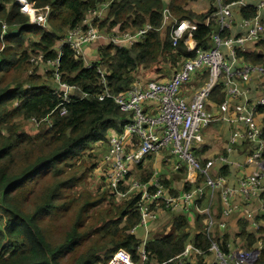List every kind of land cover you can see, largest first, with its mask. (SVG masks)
Segmentation results:
<instances>
[{"label":"trees","instance_id":"16d2710c","mask_svg":"<svg viewBox=\"0 0 264 264\" xmlns=\"http://www.w3.org/2000/svg\"><path fill=\"white\" fill-rule=\"evenodd\" d=\"M194 1L197 0L168 1L176 18L197 23L192 31L195 48L188 51L184 40L173 46L168 31L160 29L164 0H27L39 10L49 7L47 29L31 25L15 0H0V34L1 22L8 26L0 39V264H108L118 250L127 252L137 262L141 239L132 229L140 222L139 195L119 199L104 181L96 183V190L85 182L97 166L89 163L92 155L87 148L95 143L106 144L109 130H121L128 118L111 98L98 99L105 88L97 67H101L112 95L126 92L146 72L156 79L169 78L197 50L212 46L211 34L217 30L211 18L215 0L204 13L189 8ZM234 1L221 0L223 4ZM104 2L109 7L101 20L94 21L97 29L134 32L147 24L152 29L142 41L126 49L100 46L98 60L90 68L63 45L59 68L62 81L80 91L66 105V113L59 115L52 111L59 100L52 93L55 85L51 74L46 73L45 79L35 74L31 58L42 55L43 62L56 58L57 42L67 30L80 26L86 13ZM238 14L253 18L257 10L248 4L240 7ZM207 17L208 26L204 24ZM229 34L226 29L221 32L222 36ZM238 56L264 67V39L256 43L253 51L238 52ZM206 78L203 72L190 90ZM223 99L221 88H215L211 103L220 104ZM258 111L264 112V107ZM33 120L38 125L30 133L24 124ZM261 137L264 140V118ZM152 163L150 155L136 166L142 182L151 176ZM219 172L227 175L228 167L219 168ZM163 184L168 186L170 182L164 179ZM256 221L259 227L252 232L247 221L239 219V233H225L221 240L217 239L219 247L228 251L226 243L235 237L245 241V250H252L261 242L254 264H264V211ZM168 224L174 233L159 230L147 241V264L169 260L166 264H180L175 257L183 252L189 239V222L180 214ZM192 241L200 250H207L211 244L205 231L196 234Z\"/></svg>","mask_w":264,"mask_h":264},{"label":"built area","instance_id":"2783aa9c","mask_svg":"<svg viewBox=\"0 0 264 264\" xmlns=\"http://www.w3.org/2000/svg\"><path fill=\"white\" fill-rule=\"evenodd\" d=\"M15 1L19 11L28 16L31 25L46 28L50 12L48 6L39 10L27 0ZM168 1L164 0L160 29L168 31L173 46L184 40L188 51H193L195 41L192 31L197 28V23L176 18L168 7ZM213 5L215 11L211 18L216 22L217 30L211 34L212 46L197 50L195 56L181 62L169 78L144 81L139 76L126 92L112 95L106 87L101 67H97L105 88L98 99L111 98L128 115L121 130H109L104 165H97L94 169L100 178L96 182L104 181L114 197L126 199L130 195H139L137 209L140 222L132 232L142 226L145 233L137 247V262L124 251L127 264H147L146 243L149 239L146 221L168 213L187 215L194 211L197 217L203 216L205 233L211 241L207 250H200L194 246L192 239H188L183 252L175 257L180 264H198L194 257L201 259V264H254L262 248L259 242L252 250L241 249L233 253L234 240L229 239L226 243L229 250L223 251L217 239L221 240L230 230L233 236L239 233L236 227L239 219L246 220L247 228L256 232L259 227L256 217L264 211V203L258 209L251 204L253 199L264 193V140L261 137L264 112L258 111L259 107H264V67L249 64L238 56V52L253 51L256 43L264 39V1L254 6L257 14L253 18L237 17L238 9L248 6L247 0H236L229 4L215 0ZM108 7L109 4L104 2L96 9L89 10L80 26L67 30L57 42L56 58L46 59L45 62L42 55L31 58V62L44 63L48 67L46 73L51 74L50 79L55 85L52 93L59 100L52 111L56 110L59 115L66 113V105L80 91L77 86L62 81L59 68L63 45L70 47L74 56L81 58L90 68L93 61H87V55L97 61L100 46L126 49L142 41L152 29L149 24L134 32L97 29L95 22L105 16ZM209 23L210 17H207L204 24L208 26ZM5 24L2 25L0 39L6 33ZM225 29L230 34L222 36L221 32ZM92 44L98 46L89 54L87 51ZM203 72H206L207 78L200 86L190 90L195 79ZM217 87L221 88L224 99L220 104H212L210 96ZM211 106L218 110L220 118L213 117L208 110ZM217 119L231 128L224 154L220 152L203 158L198 154L204 143L205 132L202 134V130ZM33 123L38 125V121L33 120ZM245 145L248 154L244 161L230 160L234 153L239 152V147ZM163 151H167L169 156L164 157ZM150 155L156 164L151 167V176L142 182L135 168ZM170 157H175V160L171 161ZM163 160L171 162L169 167L166 165L169 170L165 174L160 172ZM251 165L256 170L239 173L240 168L246 169ZM215 167H228L229 173L215 175L212 172ZM182 170L188 175L187 181L173 182L171 176L182 173ZM164 179L170 182L168 186L163 184ZM187 183L189 188L185 187ZM214 193L221 197L222 215L230 218L231 229L226 227L225 220L218 221L210 207L202 203L207 195ZM119 251L123 250H118L108 264ZM212 253L216 261L206 262L204 257ZM148 264L159 263L150 261Z\"/></svg>","mask_w":264,"mask_h":264},{"label":"rangeland","instance_id":"374dc122","mask_svg":"<svg viewBox=\"0 0 264 264\" xmlns=\"http://www.w3.org/2000/svg\"><path fill=\"white\" fill-rule=\"evenodd\" d=\"M210 2H211V0H197V1L191 2L189 4V8L193 9V11H195L197 13H204L209 8ZM255 2H257V0H255ZM3 24H5V23L1 22V30H2ZM45 29H47V28H45ZM7 31H8V26L6 25V32ZM96 46H98V45L92 44L91 49L89 51H87V53L92 54L95 51L94 47H96ZM86 59H87V61H90V62L95 60L94 57L90 56V55H87ZM32 68L35 69V74L37 73L38 75H41L45 79V74H46V71L48 70L47 65H45L44 63H37V64L32 63ZM146 73H147L146 76L142 77L144 79V81L148 80L149 78H155L154 75H149L148 72H146ZM208 110L212 113L213 117L220 118V114L214 106L209 107ZM36 127L37 126L33 122H26L24 124V128L26 129V131H28L30 133L35 132ZM213 127L216 128V133L214 136L215 142L222 143L226 140L228 135H230L231 128L224 121H221L219 119L210 122V124L202 130V134L204 132L208 131L209 129L213 128ZM86 151H87V153L92 155L91 158L88 160L89 163H91V164L97 163L96 165H101V167H103V165H104L103 157L107 151L106 150V144L103 145L100 143H95L92 146L88 147ZM239 159L241 161H243L245 158L240 157ZM154 164H156V162L152 163V167ZM249 171H251V168H249ZM181 172L183 173L184 171L182 170ZM95 173L96 172L93 171L92 176L90 173L89 175H87L85 177V182H87V186L91 190H96L97 189L96 186L99 185V184H96L97 183L96 181H100V178ZM86 178L88 180H86ZM173 215H176V214L175 213H168V214H166V216H160L158 219H147V221H146V229L148 232L147 238L148 239L153 238L154 236L157 235V232L159 230L160 231L162 230V232L165 234L170 233V232L174 233V231L171 229L170 224H168L170 222L169 220L173 217ZM196 215H197V213H196ZM187 216L190 218L193 217L191 212L189 214H187ZM199 218L202 221V223L204 224L203 216H199ZM190 223H193V221L190 220ZM229 229H231V226L229 227ZM230 231H231L230 233H232V230H230ZM144 233H145V228H143L142 226H138L136 228V230L134 231V234L140 239H142L144 237ZM116 256H117V254H116ZM204 259L208 263H210L212 261H216L214 259V253L205 256ZM112 262H114V261H112ZM114 264H117V263L114 262ZM118 264H120V263H118Z\"/></svg>","mask_w":264,"mask_h":264},{"label":"crops","instance_id":"0c3cea01","mask_svg":"<svg viewBox=\"0 0 264 264\" xmlns=\"http://www.w3.org/2000/svg\"><path fill=\"white\" fill-rule=\"evenodd\" d=\"M247 2H248L249 5L256 6L259 2H261V0H257V2H255V0H248ZM237 17L239 18L238 12H237ZM215 133H216V128H214V127L205 132L204 143H203V146H202L203 148L198 153L201 157H203V158H210V157L215 156L216 154H218L220 152L222 154H224V147H225V145H227V138L222 143L215 142V138H214ZM246 148H247L246 145L239 147V152L234 153L230 157V160L237 161L239 163L243 162L244 160L241 161L239 158L240 157H244V158L246 157V155L248 154L245 151ZM162 155L164 157H168L169 156L168 153H167V151H163L162 152ZM170 158H171V161H174L175 160V157H170ZM150 161L152 162V159ZM153 162H154V157H153ZM160 164H158V165H160ZM170 164H171V162H165L163 160V162H162L163 167L161 168L160 172L162 174L167 173L168 170H169L168 167H169ZM166 165H168V167ZM249 168H251L252 171L256 170L255 166L254 165H251V166H248L246 169L240 168L239 169V173L240 174H243V173L246 174V171H247V173H249L250 172L249 171ZM149 170L152 173V170L153 169L150 168ZM212 172L215 175H218V174L221 173V172H219V168L218 167L213 168V171ZM187 176L188 175L186 174V172H183V173H176V174L172 175L171 178H172V181L173 182L181 183V182L187 181ZM187 186H190V185L187 183L185 187L187 188ZM263 194L264 193H262L259 198H256V199H253L252 200L251 204H252V206L254 208H257L258 209V208H260L263 205V203H264V195ZM202 203H203V205L210 207V209H211L214 217L216 219H218V221L219 220H222V221L225 220L226 223H227V226L226 227L229 228L231 226L230 218L229 217L227 218L226 216H223L222 215V201H221V197H220V195L218 193H214V194H211V195H207L206 198L204 199V201ZM191 214L193 216L192 218L188 217L187 215H186V218L188 219V222H189L188 231L190 233V236L188 238L193 240V237L196 234H198V233L204 232L205 229H206V227L202 223V221L200 220V218L197 217V215H196V213L194 211H192ZM163 216H166V215H163ZM190 220H192L193 223H190ZM258 224H259V222H258ZM244 243H245L244 240H242L239 237H237V238L235 237L234 238V245H233V248L231 249V250H233V253H236L237 251H239L241 249H244L245 250V246H244L245 244ZM122 254H124V253H122ZM194 260L198 261L199 258L194 257Z\"/></svg>","mask_w":264,"mask_h":264},{"label":"bare ground","instance_id":"6f19581e","mask_svg":"<svg viewBox=\"0 0 264 264\" xmlns=\"http://www.w3.org/2000/svg\"><path fill=\"white\" fill-rule=\"evenodd\" d=\"M114 262L121 263V264H127L124 260V254L122 253H117V256L114 257V259L112 260ZM111 261V264H114V262Z\"/></svg>","mask_w":264,"mask_h":264},{"label":"water","instance_id":"95a60500","mask_svg":"<svg viewBox=\"0 0 264 264\" xmlns=\"http://www.w3.org/2000/svg\"><path fill=\"white\" fill-rule=\"evenodd\" d=\"M14 32H16V30Z\"/></svg>","mask_w":264,"mask_h":264}]
</instances>
